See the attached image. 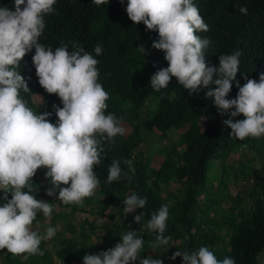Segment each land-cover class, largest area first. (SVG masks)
Returning a JSON list of instances; mask_svg holds the SVG:
<instances>
[{
  "label": "trees",
  "instance_id": "1",
  "mask_svg": "<svg viewBox=\"0 0 264 264\" xmlns=\"http://www.w3.org/2000/svg\"><path fill=\"white\" fill-rule=\"evenodd\" d=\"M13 2L0 0V5L11 8ZM196 3L209 24V30L200 33L212 42L206 60L218 66L221 54L242 50L237 79L241 85L246 82L245 77L258 80L259 73L264 71V0H196ZM126 4L127 0H109L107 5H97L93 0H57L56 11L46 16V28L40 37L42 43L52 47L65 42L71 49L76 42L94 55L95 45H103L97 58L100 80L110 93L106 111L120 118L126 132L115 138L106 148L101 164L94 166L100 185L94 196L84 200L88 210L67 205L72 207V214L88 211L104 223L94 226L84 220L82 227L87 225L88 229L78 239L73 234L74 224L70 220L63 224L69 215L54 210L50 224H61L63 232L41 243L44 254L25 259L23 254H11L5 248L0 250V264H83L85 254L114 246L129 228L139 230L145 240L144 252L152 254L148 242L155 239V233L141 227L133 217L144 212L142 224L146 223L165 203L169 204L166 235L171 240L168 250L159 254L164 264H181L182 257L167 259L177 248L195 250L201 245L209 246L219 259L231 256L236 264H264V138L230 137L231 129L223 123L229 115L221 114L214 98L205 96L206 86L199 92H190L173 76L167 89L154 90L150 77L159 68L167 67L168 61L163 50L152 47L153 40L159 39L158 31L146 30L143 22L134 23L127 15ZM244 4L248 7L247 14L239 11ZM141 45L147 49L145 55L138 49ZM34 52L32 49L26 53L19 67L31 90L21 94L38 112H51L48 119L55 123L58 117L53 104L63 105L57 94L48 93L40 85L32 63ZM237 92L233 83L228 98H234ZM147 105L154 109L146 119H141L140 111ZM242 118L243 114L233 119ZM172 129L178 135L176 141L170 139ZM144 142L148 158L144 150H139ZM238 151L241 160L228 165L230 156ZM247 151L253 154L252 158L245 154ZM154 152L163 158L158 168L151 166ZM113 159L120 160L123 172L121 179L109 183L107 174ZM255 160L260 162V169L251 164ZM45 171L43 166L38 168L32 178L39 190L36 195L62 206L57 196L47 194L50 185ZM36 175L46 181L41 182ZM215 182L217 188L213 186ZM230 185L240 191L237 202L226 193ZM133 191L147 197L146 206L125 214L123 199ZM224 198L236 203L222 210ZM44 219L39 213L37 221ZM99 231H104V236ZM66 233L71 234L67 237ZM93 235L97 243L92 240ZM174 242L178 243L171 251ZM144 252L142 256H146Z\"/></svg>",
  "mask_w": 264,
  "mask_h": 264
},
{
  "label": "clouds",
  "instance_id": "2",
  "mask_svg": "<svg viewBox=\"0 0 264 264\" xmlns=\"http://www.w3.org/2000/svg\"><path fill=\"white\" fill-rule=\"evenodd\" d=\"M93 2L107 5L109 0ZM56 4L57 0H14L11 8L0 5V191L5 201L0 204V250L23 254L25 259L43 255L41 243L59 230L50 224L53 211H58L54 206L58 205L36 195L39 190L32 178L37 169L46 168L49 196H57L64 204L83 205L100 185L94 166L101 164L106 148L115 138L126 132L120 118L106 111L110 93L100 80L97 58L103 45H95L94 55L76 42L70 49L65 42L52 47L40 41L46 16L56 11ZM239 11L247 14V5H241ZM126 12L134 23L143 22L146 30L158 31L159 39L153 40L152 47L164 51L168 66L151 75L154 90L167 89L173 76L190 92H199L206 86L205 96L213 97L217 110L229 115L223 123L230 127V137L264 138V71L258 80L245 77L241 85L237 73L241 71L242 50L221 54L218 66L206 60L212 42L200 35L209 30V24L196 0H127ZM32 49L40 85L48 93L57 94L63 105L53 104L58 117L55 123L48 119L51 112H38L21 94L31 93L19 67ZM138 49L143 55L147 52L143 45ZM233 83L238 92L228 98ZM241 114L244 118L233 119ZM122 172L120 160L113 159L108 182L121 179ZM123 203L127 214L144 209L147 197L133 191ZM39 213L45 217L43 221H37ZM168 217V203L153 212L146 223L142 224L144 212L133 217L141 227L155 233V239L148 242L154 252H166L170 247L171 236L166 235ZM46 220L49 224L42 232L41 225ZM120 237L106 250L85 254L83 264H164L161 258L141 255L145 240L139 230L129 228ZM176 257H182L181 264H236L231 256L219 259L207 245L195 250L177 248L167 259Z\"/></svg>",
  "mask_w": 264,
  "mask_h": 264
},
{
  "label": "rangeland",
  "instance_id": "3",
  "mask_svg": "<svg viewBox=\"0 0 264 264\" xmlns=\"http://www.w3.org/2000/svg\"><path fill=\"white\" fill-rule=\"evenodd\" d=\"M154 108H153V106L152 105H147V107H145V108H143L141 111H140V114H141V119H146L147 117V114L148 113H150V112H152V110H153ZM169 136L171 137L170 139L172 140V141H176L177 139H178V135H177V133H176V131L175 130H170L169 131ZM164 143H166V141H163V144ZM157 143H154V144H152V145H156ZM139 150H144L145 152H144V155H145V158H148L149 156V154H148V152H147V149H146V142H144V143H141L140 144V147H139ZM248 152V153H247ZM247 152H245V154L249 157V158H252V153H250L249 151H247ZM144 158V159H145ZM241 152H236V153H234V154H232L231 156H230V158L228 159V161H227V164L228 165H230V164H233V163H236V162H238L239 160H241ZM162 161H163V158H162V156H160L159 155V153H157V152H154L153 153V155H152V161H151V166L152 167H155V168H158L159 167V165L162 163ZM253 166H254V168L255 169H260V167H261V165H260V162L258 161V160H255V161H253L252 163H251ZM218 178H219V176H218V174H216L215 175V179H217L218 180ZM40 181L42 182L43 181V179L42 178H40ZM251 183V182H250ZM232 184V183H231ZM213 186H214V188H217V184H216V182L215 183H213ZM170 190H173L172 188H170ZM228 195H230L231 197H235V201L237 202L238 201V198H239V194L238 193H240V191H238V189L237 188H235V187H233L232 185H230L229 186V189H228V191L226 192ZM241 196V195H240ZM10 197H11V194H10ZM242 197H246V195H243ZM2 200H3V191H0V204H1V202H2ZM60 202V201H59ZM236 202H230L229 201V199H227V198H224V201L222 202V205H221V209L222 210H225L226 208H228L229 206H231L232 204H234V203H236ZM61 204H63V206H56V207H54V209H56V210H58V211H60V212H63V213H65V214H67V215H69V218L68 219H65L64 221H63V224H66L69 220L74 224V230H73V234L75 233V235L78 237V239H81V235H82V233H84L85 232V229H88V226L87 225H85L84 226V228L82 227V223L84 222V220H89L90 222H93L94 223V226H99V225H101L102 224V222L104 223V220L103 219H101V218H99V217H95L94 215H90V214H88L87 212L88 211H86L85 213H83V212H76V213H71V208L72 207H70V206H68L67 204H64V203H62V202H60ZM70 205H73V206H78V204H75V203H71ZM244 205V204H243ZM79 206H83V207H86L85 208V210H88V206H84V204L83 205H79ZM93 206H95V205H93ZM212 214H214V213H212ZM211 214V215H212ZM218 218H221V216H217ZM49 224V220H46L45 222H44V224H42L41 225V231L43 232V230L47 227L46 225H48ZM55 226H58V228H59V230H58V232H63V227H62V225L61 224H59V223H57ZM222 230H225V227H223V229ZM71 234V233H70ZM70 234H68V233H66V236L67 237H69L70 236ZM102 235V236H104V231H99V235ZM94 236H96V235H93V237H92V240L95 242V243H97V240H96V238L94 237ZM56 237V235L54 236V237H52V238H50V239H47V241L48 240H53L54 238ZM177 243L178 242H174V243H171V251H173L174 250V246H176L177 245ZM46 247L47 248H49V249H51L50 248V245L48 246V245H46ZM53 250V249H52ZM145 253V255L147 256V255H152V256H154V257H158V258H160V256H159V254H160V252H152V254H151V252L150 251H146V252H144ZM22 257V260H24V258H23V256H21ZM136 264H139V262L137 261V262H135ZM134 263V264H135Z\"/></svg>",
  "mask_w": 264,
  "mask_h": 264
}]
</instances>
